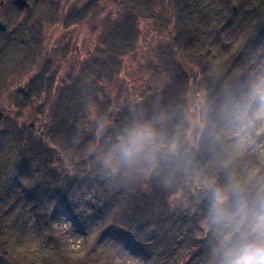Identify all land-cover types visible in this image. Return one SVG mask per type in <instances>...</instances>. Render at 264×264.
I'll return each mask as SVG.
<instances>
[{
    "label": "rangeland",
    "instance_id": "1",
    "mask_svg": "<svg viewBox=\"0 0 264 264\" xmlns=\"http://www.w3.org/2000/svg\"><path fill=\"white\" fill-rule=\"evenodd\" d=\"M56 1L42 16L50 32L66 16ZM75 1L89 7L83 29L93 38L81 99L77 86L63 93L47 85L34 101L35 88L15 81L22 67L4 56L0 264H216L222 226L212 221L215 189L228 194L224 206L234 211L242 202L250 208L264 187V0ZM182 7L195 17L191 58L206 61L213 78L238 81L203 153L207 163H219V174L202 194L189 191L196 183L176 160L183 131L169 113L168 100L181 94L174 79L182 57L172 38L179 40L174 23L180 26ZM114 39L130 41L129 53L112 57L105 79L86 75L89 61L108 60ZM186 101L190 118L202 122L201 92L193 88ZM144 125L155 140L125 158L121 138ZM235 184L244 189L240 197Z\"/></svg>",
    "mask_w": 264,
    "mask_h": 264
},
{
    "label": "flooded vegetation",
    "instance_id": "2",
    "mask_svg": "<svg viewBox=\"0 0 264 264\" xmlns=\"http://www.w3.org/2000/svg\"><path fill=\"white\" fill-rule=\"evenodd\" d=\"M54 1L23 0L18 3L16 0H0V23L6 27L5 31H0V88L4 85L6 75L4 56L8 59L14 57L19 66L25 67L19 70L15 81L18 87L35 88L34 101L42 87L47 88V85L49 88H60L63 93L65 89L77 86L75 96L82 98L84 57L93 46V38L92 41L88 40L89 36L85 37L83 29L82 17L88 14L89 7L75 0L56 1L58 5L61 4V13L66 16L58 18L54 23L56 32H50L49 18L42 16L48 15L47 9ZM98 2L96 0L95 3ZM22 4L24 7H20ZM97 28L96 25L94 29ZM131 45L127 40L124 45H118L115 39L109 42L110 48L106 50L107 62L109 63V57H114L117 53H129ZM88 63L89 70L93 66L90 61Z\"/></svg>",
    "mask_w": 264,
    "mask_h": 264
},
{
    "label": "trees",
    "instance_id": "3",
    "mask_svg": "<svg viewBox=\"0 0 264 264\" xmlns=\"http://www.w3.org/2000/svg\"><path fill=\"white\" fill-rule=\"evenodd\" d=\"M112 1L116 2L118 0ZM150 7L151 5L146 6L148 11H150ZM182 9L178 10L176 14L178 21H180V26L174 23L176 29H179V40L175 35L172 38L173 47L177 49L176 51L179 52V56L181 55L182 57L180 62L181 71L177 75V78L174 79V83L179 86L181 94L179 97L175 95L172 99L168 100L170 102L169 113L171 112L174 118H178V120H173V125L181 128L183 131L177 140L176 148L178 153H176V160L183 163L182 165L179 164L180 167L184 168L186 166V173H183V175L188 180V183H196L192 184L193 186H191L189 191L196 189L199 194H202L204 191L213 190V182L219 174L215 165L219 163H215V161L207 163L203 153L206 152L208 142L215 134L216 117L225 108L227 97L237 91L238 81L236 79L227 80L226 76L213 78L212 70L206 64V61H201L196 56H192L191 58L188 46L192 42L194 28L190 24L193 23L195 17L190 20L183 12L184 7ZM141 18H146V16ZM147 19L154 20V14H149ZM169 20L164 18L165 25L163 24L162 26L164 29L169 28ZM91 64L93 66L90 72L91 75H86L94 79L100 77L105 79L102 75L105 70H108V65L112 64V57H109V63L106 60L103 61L101 58H94ZM97 65H99V68ZM100 68L103 69L102 72ZM158 76V82H161L164 76L162 74H158ZM107 78L109 79V74ZM193 88H197L202 94V104L205 110L202 122L198 120L193 121L188 113L186 100ZM190 198L193 200V197Z\"/></svg>",
    "mask_w": 264,
    "mask_h": 264
},
{
    "label": "clouds",
    "instance_id": "4",
    "mask_svg": "<svg viewBox=\"0 0 264 264\" xmlns=\"http://www.w3.org/2000/svg\"><path fill=\"white\" fill-rule=\"evenodd\" d=\"M155 140L154 130L147 126L129 129L119 142V150L125 158L144 153ZM244 189L233 185L232 193L240 197ZM228 194L214 191L212 221L221 225L214 250L216 264H264V187L258 189L249 208L244 202L229 211L224 205Z\"/></svg>",
    "mask_w": 264,
    "mask_h": 264
},
{
    "label": "water",
    "instance_id": "5",
    "mask_svg": "<svg viewBox=\"0 0 264 264\" xmlns=\"http://www.w3.org/2000/svg\"><path fill=\"white\" fill-rule=\"evenodd\" d=\"M18 3L19 2H23V0H16ZM20 7H24V5L22 4ZM6 30V27L0 23V31H5ZM4 115H5V112L1 109V106H0V123L2 121V119L4 118Z\"/></svg>",
    "mask_w": 264,
    "mask_h": 264
}]
</instances>
